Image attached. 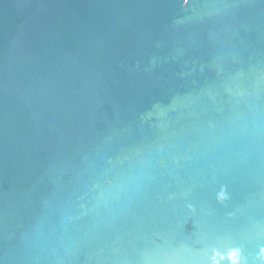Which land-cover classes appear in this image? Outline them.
<instances>
[{
  "label": "water",
  "instance_id": "obj_1",
  "mask_svg": "<svg viewBox=\"0 0 264 264\" xmlns=\"http://www.w3.org/2000/svg\"><path fill=\"white\" fill-rule=\"evenodd\" d=\"M0 264H264V0H0Z\"/></svg>",
  "mask_w": 264,
  "mask_h": 264
}]
</instances>
